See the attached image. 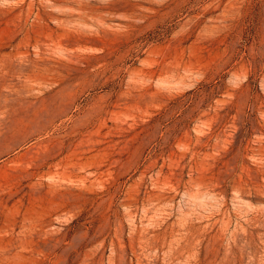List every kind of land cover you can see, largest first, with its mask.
<instances>
[{
	"label": "rangeland",
	"instance_id": "obj_1",
	"mask_svg": "<svg viewBox=\"0 0 264 264\" xmlns=\"http://www.w3.org/2000/svg\"><path fill=\"white\" fill-rule=\"evenodd\" d=\"M0 264H264V0H0Z\"/></svg>",
	"mask_w": 264,
	"mask_h": 264
}]
</instances>
